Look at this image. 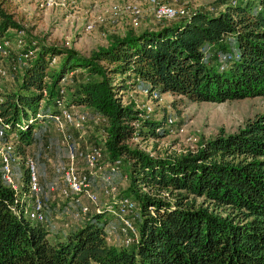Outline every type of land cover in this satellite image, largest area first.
I'll list each match as a JSON object with an SVG mask.
<instances>
[{"label": "trees", "instance_id": "16d2710c", "mask_svg": "<svg viewBox=\"0 0 264 264\" xmlns=\"http://www.w3.org/2000/svg\"><path fill=\"white\" fill-rule=\"evenodd\" d=\"M173 20L128 27L88 55L37 41L20 53L15 88L0 91L5 138L24 168L18 191L0 178V264H264V111L194 150L151 155L132 141L169 134L168 117L122 98L136 88L191 102L264 96V0H219ZM10 30L23 27L11 0H0V42ZM76 72L85 76L66 97L63 80ZM59 103L104 117L108 163H130L124 196L138 201L140 215L131 248L109 243L100 209L64 239L24 214L26 155Z\"/></svg>", "mask_w": 264, "mask_h": 264}, {"label": "rangeland", "instance_id": "374dc122", "mask_svg": "<svg viewBox=\"0 0 264 264\" xmlns=\"http://www.w3.org/2000/svg\"><path fill=\"white\" fill-rule=\"evenodd\" d=\"M57 1L64 2V0ZM72 1L71 4L69 2L65 3L64 6L42 7L39 0H11L15 7L16 19L23 27V30L15 33L10 30L12 38L8 41L7 53H0L1 67L5 71V75L0 79V91L15 88L16 76L23 66L20 53L23 52L24 48L31 45L32 41L57 44L73 48L84 55H88L91 50L107 44L109 36L114 33H122L128 27L143 28L147 25L160 24V22L153 19L146 0ZM163 1L177 8L187 9L190 12L197 7H209L219 0ZM252 1L255 2L257 0ZM124 2H134L140 5L142 13L135 22H132L127 15H117L118 13L115 14L113 12L114 5H122ZM91 20L95 21L94 27L91 31H86L84 25ZM176 20L178 18L173 21ZM102 24H107L110 31L105 30L104 34H101L100 25ZM55 60L57 62L58 58L56 57ZM84 76L83 72H76L63 80L66 97L70 93V87L74 88L76 83ZM122 98L124 102L130 101L139 106L141 104L150 105V112L155 118L168 117V123L171 125L169 134L157 140L134 139L132 141L133 145L138 143L140 148L151 155L164 154L170 151L194 150L201 138L212 137L220 131H224L226 134L237 131L248 119L254 118L257 114L264 111V96L226 100L221 103L209 101L191 102L166 92H158L154 98H149L145 91L136 88L129 90ZM66 107L78 120L79 124L78 126L67 124L65 127V132L70 135L73 146L80 151H89L94 147H99L102 152V156L95 167L90 168L84 163L79 166L76 165L79 171L89 175L91 188L97 196V205L85 195H80V199L74 201L73 195L66 197L61 194L60 190L63 185L61 173L66 163L67 151L62 144V133L57 129L54 122L51 120L45 121L35 132L34 142L29 147L34 148V152L39 151L42 153V166L36 163L32 152H27L26 156L35 163L36 177L40 185L39 194L46 210H48L47 207L48 205L50 206V202H54L55 205L64 203V205L52 217H48L46 213L47 219L44 221V226L52 232L51 236L58 235L64 239L68 232L83 223L84 217L100 209L102 211L101 215H103L101 223H104L105 230L108 231L111 226L115 227L107 236L109 243L117 247L125 246L131 248L134 243L130 245L124 244V235L119 231L120 220L108 208L109 204L114 203L116 197L125 195L124 190H126L130 181V163L121 158L118 169L111 172L110 180L105 181V169L110 161L104 148V136L107 129L106 119L86 106L71 104ZM44 150L47 151L44 152ZM49 157H51L50 161L48 160ZM22 163L19 161V165L13 172V178L18 188L23 186L24 168ZM51 163L54 166L49 171L48 164L51 165ZM104 188H108L110 193L105 194L103 192ZM46 193H48V198L44 196ZM128 197L135 204L133 212L128 213V215L138 233L140 222L139 203L132 195ZM82 205H87L89 212L87 215L76 217L74 214L79 211L78 209ZM55 214H58V216L55 217Z\"/></svg>", "mask_w": 264, "mask_h": 264}, {"label": "built area", "instance_id": "2783aa9c", "mask_svg": "<svg viewBox=\"0 0 264 264\" xmlns=\"http://www.w3.org/2000/svg\"><path fill=\"white\" fill-rule=\"evenodd\" d=\"M236 0H233V3ZM245 1V0H244ZM72 3L71 0H64V2H58L57 0H39L40 5L43 7H52L62 5L65 3ZM146 3L150 7L153 19L155 21L162 20H173L176 18H183L189 15V11L184 8H177L169 3L163 2L161 0H146ZM113 12L117 15H127L132 22H135L138 16L142 13L140 5L134 2H124L122 5H114ZM95 21L91 20L84 25L86 31H91L94 27ZM8 41L0 42V53H7ZM24 58L28 57V54L23 55ZM1 62V56H0ZM5 75L4 69L1 67L0 63V79ZM145 106L147 111L151 110L150 105ZM60 110L57 113L49 115V119L54 122L57 129L62 133V144L66 147L67 151V161L63 166L61 173L62 187L61 194L69 197L73 195L74 201L80 199V195H85L91 202L97 205V196L91 188V181L89 175L78 170L76 166V160L82 159L85 163L93 168L98 164L99 158L102 156V152L99 148H92L89 151H79L76 149L72 142L69 134H66L65 127L67 124L78 126V120L75 119L73 114L63 107L62 103H59ZM9 128L8 124L0 118V178L1 180L9 185L13 190L18 191V186L15 183L13 178V172L15 168L19 165L20 157L15 152V141L11 138L6 139V130ZM25 166L29 171V193L31 200L27 202L25 209V216L33 221L42 222L46 220V208L44 202L39 194L40 185L38 183V178L36 177V166L34 161L27 157ZM120 164L119 160L109 163L108 168L110 172L117 170L118 165ZM104 180H110V174L104 176ZM103 192L109 194L110 190L104 188ZM20 203H23L25 200V194L18 196ZM25 204V203H24ZM114 204V206H112ZM115 207V209H114ZM135 204L133 201L126 196L116 197L114 203L108 205V208L118 216L120 220L119 231L124 235L123 242L125 245H130L136 243L138 239V233L135 227L133 226L128 213L133 212ZM12 210L15 211V207H12ZM74 215L76 217L80 215H87L89 208L87 205H82L79 207ZM114 226H111L109 230H106V235L108 236L113 230Z\"/></svg>", "mask_w": 264, "mask_h": 264}, {"label": "crops", "instance_id": "0c3cea01", "mask_svg": "<svg viewBox=\"0 0 264 264\" xmlns=\"http://www.w3.org/2000/svg\"><path fill=\"white\" fill-rule=\"evenodd\" d=\"M117 19V18H116ZM115 21H117V20H115ZM122 23V22H121ZM117 25H119V23H117ZM155 25V24H154ZM147 26H149V25H147ZM100 28L102 29V33L101 34H104V31L105 30H107V31H110L108 28V26H107V24H102V25H100ZM48 121V120H47ZM32 146V145H31ZM38 146V145H37ZM41 146H44V145H41ZM34 148H29L28 149V152H32V154L34 155V159L36 160V163H38V165L39 166H42V159H43V157H42V153H40L39 151H35L34 152V150H33ZM45 151H47V150H44V152ZM44 155H45V153H43ZM45 156H47V155H45ZM51 157H52V155H50ZM54 156V155H53ZM48 157V156H47ZM51 157H49V161H50V158ZM82 163H84L85 165H87L86 163H85V161L84 160H82V159H77L76 160V165H82ZM45 165V164H44ZM53 166H54V164H52L51 163V165H49L48 164V168H49V171H50V169H53ZM105 174H104V176L106 175V174H110L111 175V172H110V170H109V168L107 167L106 169H105ZM45 174V173H44ZM44 174H42V175H44ZM41 177H44V176H41ZM44 196H47V198H48V193H46ZM50 204V206L48 205V210H46L45 211V214L47 213L48 214V217L49 216H53L54 215V213H56V211H58V210H60V208H61V206L62 205H64V203H57L56 205L54 204V202H50L49 203ZM52 205V206H51ZM66 207V206H65ZM46 214V215H47ZM58 216V214L56 215L55 214V217H57ZM46 219H47V216H46Z\"/></svg>", "mask_w": 264, "mask_h": 264}]
</instances>
